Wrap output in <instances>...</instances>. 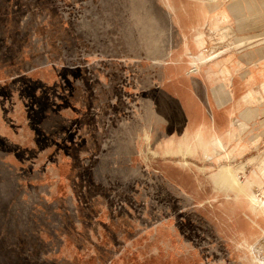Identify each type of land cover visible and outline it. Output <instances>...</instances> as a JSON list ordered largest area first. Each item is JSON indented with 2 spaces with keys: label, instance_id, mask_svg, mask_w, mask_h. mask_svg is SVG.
<instances>
[{
  "label": "rangeland",
  "instance_id": "rangeland-1",
  "mask_svg": "<svg viewBox=\"0 0 264 264\" xmlns=\"http://www.w3.org/2000/svg\"><path fill=\"white\" fill-rule=\"evenodd\" d=\"M167 1L0 0V264H55V257H47L54 252L46 250V246L42 248V243L63 239L55 231L64 220L48 218L47 206L56 211L57 204L41 199L48 193L46 166H89V154L78 155L71 139L65 140L63 147L59 145L58 154L47 155L43 136L50 109L64 122V134L70 138L74 116L82 117V130L87 137L92 128L87 124L89 117L95 119L96 127L91 129L95 131L91 139L94 144H86L85 149L90 146L91 151L98 153L97 164L105 162L113 170L169 166L175 168L177 178L197 180L199 187L194 190L200 189L210 197L208 205L214 213L188 219L186 213L179 214L178 208L174 222L187 230L201 225L223 227L224 264H258L253 261V248H248L244 240L256 246L255 257L264 258V232L250 235L264 229V218L255 214L250 200L255 185H264V116L258 114L249 125L234 119L236 125L240 124L235 132H243L246 152L243 143L240 149L236 146V152L234 147L228 148V155L213 151L207 155L200 148L190 153L184 145L176 146L174 151L165 147L175 134L181 140L190 134L185 126L194 127L192 135L208 128L220 134L227 126L223 110L217 111L221 120L212 114L207 120L200 115L205 111L204 101L183 95V88L190 87V83H185L187 76H172L181 72L179 68L183 69L184 63V38L179 25L184 26L187 36H192L186 26L189 21L201 22L206 6L194 0H169L179 15L177 20ZM225 1L232 7L231 11L228 6L224 8L229 16L224 19L209 3L210 18L202 25L203 29L212 30L211 15L217 14L219 27L234 29L224 41L213 34L208 37L211 43L205 53L211 56L213 51H220L217 58L202 66L212 76L221 74V61L232 53L236 59L249 48H264V36L233 46L236 35L264 34V10L255 6L246 13L241 10L244 4ZM241 2L246 4L247 0ZM137 5H142V14L137 13ZM239 21L246 26L238 27ZM199 54L189 51L187 56L201 59ZM74 102L82 104L81 113L74 110ZM229 125L227 129L232 127ZM140 132L147 136L145 140L140 138ZM252 134L259 135L255 143ZM34 136L37 140L26 139ZM101 151L108 155L101 156ZM144 151L151 156V162H143ZM226 167L238 174L235 187H229L217 175ZM164 173L159 171L157 176L163 178ZM73 178L72 174L67 180ZM236 187H247L250 192ZM67 189L76 197L83 194L82 188L71 185ZM177 189L179 192L174 193L168 187H160L158 192L189 195L183 186L178 185ZM57 190L52 186L53 193ZM257 190L259 197L264 198L261 189ZM217 206L219 214L215 213ZM182 218H187L185 224Z\"/></svg>",
  "mask_w": 264,
  "mask_h": 264
},
{
  "label": "crops",
  "instance_id": "crops-1",
  "mask_svg": "<svg viewBox=\"0 0 264 264\" xmlns=\"http://www.w3.org/2000/svg\"><path fill=\"white\" fill-rule=\"evenodd\" d=\"M217 1L223 8L228 6L225 0ZM241 1L235 0L233 5L244 4L243 12L252 11L255 6L264 10V0H247L246 4ZM227 10H232L231 5ZM255 47L245 50L240 58L233 59L232 53V56L222 60L224 62L219 66L222 72L217 76L206 72L205 67L202 68L203 78L198 74L188 76L186 72L172 73L176 77H188L184 79L185 83H190V87L183 88V95L204 101L205 111L200 113L201 116L209 120L211 114L217 116V111L223 110V120L227 126L236 118L243 119L249 125L258 114L264 116V105L261 107L264 103V48ZM200 95L203 97L200 98ZM81 105L73 103L77 113H81ZM247 111L251 113L249 116L244 115ZM47 114L46 134L43 136V149L47 155L58 154L59 145L63 147L64 141L70 139L78 155L83 152L89 154L88 163L83 164L89 166H46L48 178L45 186L48 193L42 195L41 199L48 204H57L56 211L47 206L48 218L56 216L64 220L55 231L58 238L62 236L63 239L42 243V248L46 246V250L54 252L47 257H55L52 260L55 264H224L223 227L201 225L187 230L174 222L178 208L179 214L186 213L188 219L203 217V213L209 217L211 211L214 213L208 205L210 197L202 194L200 189L194 190L199 187L197 180L179 179L175 168L170 169L169 166L113 170L105 162L97 164L98 153L91 151L90 146L85 149L86 144L93 143L91 139L95 131L91 129L96 127L95 119L89 117L87 124L92 128L88 129L87 137V132L82 130V117L74 116V132L70 138L64 134V122L51 109ZM218 120L221 119L218 117ZM227 126L219 134L225 144L229 139L226 136L229 130ZM242 133L240 130L236 133L228 148L238 146L240 149L245 145L243 150L246 152L247 144L243 142ZM141 137L144 140L147 138L146 135L141 136L140 132ZM258 137V134H252L253 143ZM26 139L37 140V137ZM100 154L108 155L104 151ZM143 158L144 163L151 162V156L145 151ZM159 171L162 174L165 172L163 178L157 176ZM72 174L75 178L67 180ZM71 185L78 190L82 188L83 194L79 197L70 194L67 188ZM178 185L183 186L189 195L158 192V188L168 187L176 193ZM52 186L58 187L56 193L51 191ZM199 203L203 205L199 206ZM215 213L219 214L218 206ZM187 218H182V224L187 222ZM205 220L207 223V218Z\"/></svg>",
  "mask_w": 264,
  "mask_h": 264
},
{
  "label": "bare ground",
  "instance_id": "bare-ground-1",
  "mask_svg": "<svg viewBox=\"0 0 264 264\" xmlns=\"http://www.w3.org/2000/svg\"><path fill=\"white\" fill-rule=\"evenodd\" d=\"M194 1H199L201 4H203V7L206 6V9L202 7L204 9V11L202 9V16H201L202 20H201V22H203V21L204 22L203 23L198 22V24H190V21H189V24L186 27H189L188 29H190V31L192 33L191 34L192 36H190V35L187 36V34L184 32V26L181 25V24L179 25L180 28H181V31H183V38H184L183 52H185V54H184V63L183 64L181 63L183 69H180L179 68V71H181L182 73L186 72L188 74V76H193L195 74L194 72L196 71L197 72L196 74H198V76L200 78H203V76H204L202 74V68H203L202 66H203V64H206L212 58H215V57L217 58L218 55H219V53H220V51L219 52L213 51L211 53L212 55L210 54L211 56H208L205 53L206 50H207L208 44L211 43V41H210V39H208V37H210V34H213L214 36H217L216 37L217 39H220V40L224 41V40H227V37L231 35V31L234 30V29H228L229 27L227 29H224V28L219 27L220 26L219 25L220 17L219 18L216 17L217 14H222L224 19L226 17H228L229 15L226 13V11H225V9L223 7L219 6L220 3H216L215 4V2L217 0H194ZM209 3L214 4L213 7H212V9H214V10H216L218 12L217 14L211 15L212 18H213V21H214L212 30H206V29H203L202 28V25L205 23V20L207 18H210V15H209V12L210 11H209V8L207 6V4H209ZM166 4H167V7L170 10L174 11V13H173L174 19H177L179 15L177 14V11H175V8L171 5V1L168 0ZM137 7H139V8L136 9L138 11L137 13L142 14V5H137ZM186 12L188 13L187 10H186ZM155 14H157V13H155ZM135 15H137V14L135 13ZM168 23H169V21H168ZM177 23L179 24V22H177ZM178 24H176V25H178ZM238 24H239L238 27H245V24L244 25H241V21H239ZM169 25H170V23H169ZM174 26H175V24H174ZM186 32H187V29H186ZM262 36H264L263 32L260 33L259 35L257 34V35H250V36H245V37H242V36L241 37H237V35H236L235 36V39H233V43L235 44L233 46L238 47L239 44L240 45L241 44L243 45V43H245L247 41L250 42L252 39H258V38H260ZM214 40H216V39H214ZM237 44H238V46H236ZM229 48H231V47H229ZM189 51L190 52L197 51L198 53H200L199 54L200 58L201 57L204 58V61L202 60V58L201 59L196 58V57L195 58H192V59L189 58V56H187ZM182 59H183V57H182ZM177 60H179V59H177ZM221 62H223V61H221ZM168 67H170V66H168ZM172 76L176 77V75H174V74H172ZM204 92H206V91L204 90ZM207 97H209V96H207ZM250 114H251L250 111H247V112L244 113V115H247V116H249ZM243 118H244V116H243ZM236 121L235 120L232 121V124H231L232 127L228 130V132H226V136L229 138V139H227V144H225L223 142L224 140L221 138V135H219L218 133L213 132L211 128H208L207 127L208 130H206L205 132L204 131L199 132L200 130L195 131L194 135H192L191 134V133H193V129L192 128H194V127H192V126H185V131L188 132V133H190V134L187 135V136H184L185 138H182V140L179 137H177V134H175L174 137H172L170 140H168L165 143V147L168 150L170 149V150L174 151L173 149L176 146H180V145L182 146V145H184L185 149L186 150H189L190 153H194V151H195L196 148H200V149L204 150L205 154H207V155L211 151L216 152V153H223V152L226 153L228 151V144L236 136L235 128L238 129L237 125H240V124H237L236 125ZM242 121H243V119H241V122ZM244 127H245V124H244ZM244 127H242V128H244ZM221 157H223V156H221ZM232 157H234V156L232 155ZM232 159H234V158H232ZM240 167H241V165H240ZM222 169L223 170H221L217 175H220L221 176V179L222 180H225L229 184V187L230 186L231 187L232 186L235 187V185L237 184V179H239L238 176H237L238 174L236 175L233 170L232 171H229L227 169V167L226 168H222ZM262 176L264 177V169H262ZM236 188L239 189L242 192H245V191L250 192L247 187H245V188L244 187H236ZM257 189H261V191H262L261 193H264V185H262V186L255 185V189H254V191H252L250 200L253 202V210L255 211V214H256V212H258L257 216L260 217V218H264V198H260L259 197V193L257 192L258 191ZM259 212H261V213L259 214ZM259 232H264V229L263 230L262 229L261 230H258V232L257 231H254L250 235L251 236H253V235L255 236ZM249 238H251V237H249ZM262 239H264V237ZM262 239H259L257 241L260 242ZM250 241H252V240H250ZM244 244H246V246L248 248H251V249L253 248L252 249L253 251L250 249L253 252V257H254L253 261L254 262H257L258 264H264V258L263 259L262 258H258V257H255V255H254V254H256V250H255V249H257L256 246H254V245L252 246V244L250 246V244H248V242L246 240H244ZM262 249H264V248H262ZM259 252H261V251L259 250Z\"/></svg>",
  "mask_w": 264,
  "mask_h": 264
}]
</instances>
